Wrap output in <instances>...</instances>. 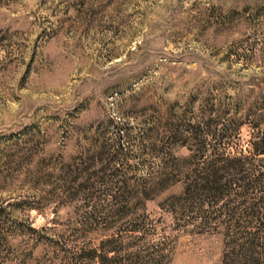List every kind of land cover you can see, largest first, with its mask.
Returning <instances> with one entry per match:
<instances>
[{"label": "rangeland", "instance_id": "374dc122", "mask_svg": "<svg viewBox=\"0 0 264 264\" xmlns=\"http://www.w3.org/2000/svg\"><path fill=\"white\" fill-rule=\"evenodd\" d=\"M263 138L264 0H0V264H264Z\"/></svg>", "mask_w": 264, "mask_h": 264}, {"label": "trees", "instance_id": "16d2710c", "mask_svg": "<svg viewBox=\"0 0 264 264\" xmlns=\"http://www.w3.org/2000/svg\"><path fill=\"white\" fill-rule=\"evenodd\" d=\"M262 146H264V138L262 140ZM254 151L257 153V155H263L264 154V147L261 146H255ZM241 159H235V160H230L228 162L229 166L225 167L222 170H214V172H208L207 175L204 177H200V179L192 174H188L184 177V188H183V196L185 200L187 201H193L196 198L206 196V197H213L219 200L220 198L223 197L224 194V188L226 187L225 184H222V180L224 179V174L226 172H229L231 168L235 169V171L240 172V173H245L246 170L244 169L243 165L240 164ZM230 167V168H229ZM256 172V170H254ZM219 172H223L222 175L217 176ZM248 174V173H247ZM246 174V175H247ZM249 175V174H248ZM177 173H166L161 175L159 178H157V183L155 186H158L160 184H171L176 181L178 178ZM264 176V174H259L257 177V180L254 181L253 184L249 185L248 183L244 184L242 189L243 193L247 192L250 188H254L256 186H260V178ZM199 180V181H198ZM244 183V181H242ZM242 196V194H239ZM263 204V203H262ZM262 208L264 209V204L262 205ZM255 212V213H254ZM258 214V213H257ZM256 217V211H253L250 215V217ZM263 227H264V215H263ZM259 240L258 233L257 232H250L247 233L246 237V242L245 244L241 245L240 247L237 248V253L240 255L243 259L245 264H258V260L254 259L253 256L256 254V244L257 241ZM238 257V256H237ZM241 258V259H242ZM114 257L111 258H105L106 263L108 264H113Z\"/></svg>", "mask_w": 264, "mask_h": 264}]
</instances>
